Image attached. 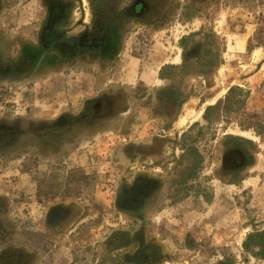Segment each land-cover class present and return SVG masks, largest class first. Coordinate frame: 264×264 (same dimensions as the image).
<instances>
[{
	"label": "rangeland",
	"instance_id": "374dc122",
	"mask_svg": "<svg viewBox=\"0 0 264 264\" xmlns=\"http://www.w3.org/2000/svg\"><path fill=\"white\" fill-rule=\"evenodd\" d=\"M0 264H264V0H0Z\"/></svg>",
	"mask_w": 264,
	"mask_h": 264
}]
</instances>
